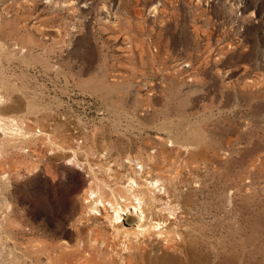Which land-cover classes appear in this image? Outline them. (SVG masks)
I'll return each instance as SVG.
<instances>
[{"label": "rangeland", "instance_id": "rangeland-1", "mask_svg": "<svg viewBox=\"0 0 264 264\" xmlns=\"http://www.w3.org/2000/svg\"><path fill=\"white\" fill-rule=\"evenodd\" d=\"M0 151V264H264V0H0Z\"/></svg>", "mask_w": 264, "mask_h": 264}, {"label": "bare ground", "instance_id": "bare-ground-1", "mask_svg": "<svg viewBox=\"0 0 264 264\" xmlns=\"http://www.w3.org/2000/svg\"><path fill=\"white\" fill-rule=\"evenodd\" d=\"M2 100V98H1ZM3 122V121H2ZM10 124L16 128V122L15 120L11 121ZM6 125V124H5ZM12 127V128H13ZM14 128L15 136L20 137L23 142H32L34 139L41 138L42 136H45L46 134L42 130H38L37 132L31 133L27 130H24L23 128ZM0 157H1V151H0ZM70 163L74 164L78 168H82V164L77 159L76 154H73L70 157ZM129 181V189L125 190V195L123 197L124 200L121 201L120 199L122 197H118L114 191L111 192L112 199H106L104 194L100 190H94L93 188H90L88 190V200H86L88 203H90V210L91 212H94L96 215H102L100 213V209L104 210H112V213L109 215L110 222L116 226L121 223V218L125 214V212L128 210L129 206L132 205L134 209L137 212H140L141 218L144 220V207L146 205L145 198L137 191V183L134 180L133 177L128 178ZM159 181H156V184H158ZM121 227V226H120ZM159 228V233L162 235V229L165 227V222H158V224L150 222V229H156ZM144 229L145 227L142 225L140 229Z\"/></svg>", "mask_w": 264, "mask_h": 264}]
</instances>
